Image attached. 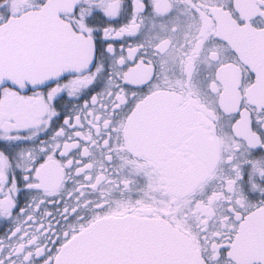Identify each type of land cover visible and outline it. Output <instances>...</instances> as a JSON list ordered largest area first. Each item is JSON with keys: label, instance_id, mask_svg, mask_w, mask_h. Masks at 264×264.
I'll list each match as a JSON object with an SVG mask.
<instances>
[{"label": "snow or ice", "instance_id": "1", "mask_svg": "<svg viewBox=\"0 0 264 264\" xmlns=\"http://www.w3.org/2000/svg\"><path fill=\"white\" fill-rule=\"evenodd\" d=\"M256 7L259 16L264 0ZM151 9L150 0H0V98L9 90L16 94L0 99V232L9 241L27 239L21 230L27 226L43 233L27 240V247L0 244V264H17L18 256L23 264H150L112 252L135 234L136 221L110 227L89 223L91 213L69 209L66 197L74 193L63 181L73 168L79 176L81 164L87 167L86 150L96 139L83 135L85 128H95L99 136L103 125L101 142L110 159V138L152 90L158 75L155 33L140 35ZM141 66H148L147 78L134 79L132 71ZM245 67L231 122L246 113L255 142L241 137L229 158L235 176L228 181L229 234L213 237L218 254L208 252L204 264H236L235 236L264 218V101L247 99L244 89L255 82L257 69ZM53 163L60 174L55 182L48 172ZM69 215L73 224L65 228ZM260 231L264 240V225ZM85 245L91 254L66 258L69 249Z\"/></svg>", "mask_w": 264, "mask_h": 264}, {"label": "flooded vegetation", "instance_id": "2", "mask_svg": "<svg viewBox=\"0 0 264 264\" xmlns=\"http://www.w3.org/2000/svg\"><path fill=\"white\" fill-rule=\"evenodd\" d=\"M150 3L140 35L155 33L151 38L158 75L152 90L110 138V159L101 142L103 125L99 136L95 128H85L83 135L96 144L86 150L87 167L81 164L79 176L74 168L65 174V190L74 193L66 199L69 209L86 217L92 214L89 223L129 217L165 221L190 240L204 262L208 252L218 254L213 237L229 234L228 181L235 179L229 158L241 137L255 142L247 114L235 124L231 117L241 98L237 85L247 74L246 65L257 69V77L244 93L249 101H264V28L253 26L264 24V12L255 16L259 0ZM147 68L134 69L132 77L147 78ZM15 96L9 90L0 99ZM48 172L53 182L59 179L55 163ZM100 205L107 206L95 211ZM72 224L69 215L64 227ZM261 225L264 218L235 236L231 255L236 264L264 260ZM21 230L28 233L27 239L9 241L0 232V244L7 249L23 242L27 247L33 235H43L31 226ZM17 264H23L22 257Z\"/></svg>", "mask_w": 264, "mask_h": 264}, {"label": "water", "instance_id": "3", "mask_svg": "<svg viewBox=\"0 0 264 264\" xmlns=\"http://www.w3.org/2000/svg\"><path fill=\"white\" fill-rule=\"evenodd\" d=\"M261 96L264 100V90ZM129 220L136 221V232L116 245L112 250L113 254L121 258L148 261L150 264H204L190 240L165 221L129 217L98 223L110 227ZM86 253H92V249L87 245L69 249L65 255L66 258H71Z\"/></svg>", "mask_w": 264, "mask_h": 264}]
</instances>
